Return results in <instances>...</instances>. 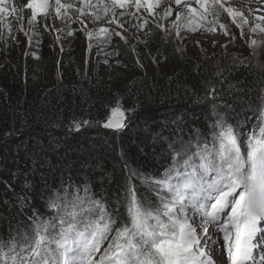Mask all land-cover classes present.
<instances>
[{
	"label": "snow or ice",
	"instance_id": "6c2138e0",
	"mask_svg": "<svg viewBox=\"0 0 264 264\" xmlns=\"http://www.w3.org/2000/svg\"><path fill=\"white\" fill-rule=\"evenodd\" d=\"M256 3L253 9L251 4L231 6L229 0H79L78 5L76 0H0V42L5 52L9 42L21 43L20 34L29 46L33 41L39 44L36 37L42 27L56 33L63 53L64 39L75 36V23L89 41V53L94 36L99 37L97 48L110 45L113 37L147 46V38L154 34L152 25L164 34L165 42L175 44L174 54L181 57L190 51L189 45L199 50L196 60L215 57V52L208 57L205 44L226 50L237 39L232 26L250 49V56L238 64L233 57L227 70L220 67L222 61L215 63L216 72L203 97L211 104L213 117L208 132L193 128L185 140L183 115L162 122L161 131L152 133V155L161 157L163 172L144 173L125 160L114 205L107 193H94L87 180L76 184L71 176L67 182L61 178L59 187L45 182L47 217L31 208L30 185L14 193L20 211L16 212V202H4L11 204V211L7 239L0 237V264H264V238H259L264 232V87L260 86L264 60L259 58L264 55V0ZM225 13L230 24L221 21ZM57 20L63 27L55 26ZM130 29L134 31L129 37L125 33ZM218 35L227 37L228 43L220 44ZM103 54L105 63L116 55ZM153 61L159 64L158 57ZM136 63L146 67L140 56ZM242 67L259 73L258 115L247 130L229 123L219 110L221 105L235 110L223 100V85L229 78L225 71L230 76L233 68ZM239 84H229V91L239 92ZM252 91L240 96L241 104ZM106 108L105 119L97 123L115 134L124 132L136 113V108L124 107L121 97ZM92 123L74 118L69 130L79 132ZM169 124L173 127L165 136ZM21 216L26 221L19 220Z\"/></svg>",
	"mask_w": 264,
	"mask_h": 264
},
{
	"label": "trees",
	"instance_id": "16d2710c",
	"mask_svg": "<svg viewBox=\"0 0 264 264\" xmlns=\"http://www.w3.org/2000/svg\"><path fill=\"white\" fill-rule=\"evenodd\" d=\"M72 27L75 36L64 39L63 53L55 41L56 33L42 27L36 37L39 44L33 41L29 46L20 34L21 43L17 46L10 42L5 52L0 42V237L5 239L11 204L4 202H16L19 212L15 194H20L26 183L30 185L27 196L31 208L45 217L50 215L45 206L49 194L45 182L59 187L61 178L67 182L69 176L76 184L87 180L94 193H107L109 203L114 205L115 194L123 184L121 169L125 160L131 168L144 173L151 174L156 169L163 172L161 157L152 155V133L161 131L162 122L183 115L186 140L193 128L207 133L213 119L211 104L203 97L216 72L215 60H196V52L184 57L174 54L175 44L165 42L164 34L152 25L154 34L147 38L150 51L143 48V42L137 45L131 39L125 43L113 37L110 45L116 55L105 63L104 54L94 52H104L100 49L110 45L97 48L99 37L94 36L89 53V41L80 31L81 25L75 23ZM125 35L131 36L128 32ZM133 47H137L136 52ZM137 56L146 67L136 63ZM154 57L159 58V64L154 63ZM230 65L220 67L227 70ZM225 76L229 78L223 85V100L234 105L235 110L222 105L219 110L229 123L247 130L258 115L259 73L242 67L233 68L230 76L225 71ZM237 81L240 91H229V84ZM216 87H221L219 81ZM249 88L253 91L241 104L240 96ZM117 97L122 98L125 108H136L128 128L120 134L97 123L105 119L106 105L114 104ZM74 118L93 123L79 132L70 131L69 123ZM171 127L169 124L164 128L163 135H169ZM10 131L12 134L6 135ZM141 190L146 191V187ZM18 219L26 221L23 216Z\"/></svg>",
	"mask_w": 264,
	"mask_h": 264
},
{
	"label": "rangeland",
	"instance_id": "374dc122",
	"mask_svg": "<svg viewBox=\"0 0 264 264\" xmlns=\"http://www.w3.org/2000/svg\"><path fill=\"white\" fill-rule=\"evenodd\" d=\"M76 3L78 5L79 0H76ZM93 3H95V2H93ZM229 3L231 4V6H234V7H240L241 3H243V6L245 8H247V6L249 4H251V7L253 9H255L257 7L256 0H229ZM133 11H135V9H133ZM224 15L226 16L227 14L225 13ZM221 21L224 23L230 24V18H228V17H225V18L221 17ZM56 23H58V27H63L62 23L59 20H57ZM85 23L92 26L90 22L85 21ZM134 23H135V21H134ZM105 26H107V25H105ZM95 27H99V25H96ZM111 27L115 28L114 25ZM232 28H233V31L235 32L237 39L234 42H232V44H230L226 50L221 49L218 46L216 48H213V46L210 43L205 44V48L208 51V57H213V52L216 53L215 57L211 58L212 61H214V60L216 62L222 61L221 64L229 63V65H230V64H233V57H237L236 63L238 64L240 59H243L244 57L250 56V49L248 48V46H245V44H247L245 39L240 38V32L238 29H235V26H232ZM132 31H134V29H130L128 33L131 35ZM254 38L258 39V41L260 39V37L258 35H256ZM217 39L219 40L220 44L228 43V38L224 37L223 35H218ZM131 40L136 41L135 39H131ZM241 44H243V46H241ZM144 47L146 50H149V51L151 50V46L149 43L147 46H145V44H144L143 48ZM188 47L190 49V51H188V52H198L199 51L198 49H192L191 45H189ZM243 47H245V50H243L244 52H242ZM103 50H104V52H108V51L112 52L113 47L110 45L108 47H104V48L100 49V51H103ZM104 52H94V55H98V54L100 55V54H103ZM203 58L204 57L201 56L200 60H202ZM259 58L261 60H264V55H261ZM252 62L255 63L254 60ZM250 69H252V68H250Z\"/></svg>",
	"mask_w": 264,
	"mask_h": 264
}]
</instances>
